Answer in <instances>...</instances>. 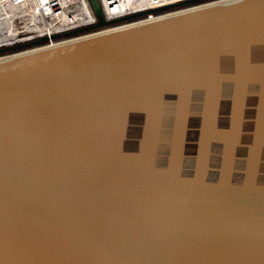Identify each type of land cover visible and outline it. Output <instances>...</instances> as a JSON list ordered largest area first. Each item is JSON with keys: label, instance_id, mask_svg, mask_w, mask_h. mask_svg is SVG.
<instances>
[{"label": "water", "instance_id": "95a60500", "mask_svg": "<svg viewBox=\"0 0 264 264\" xmlns=\"http://www.w3.org/2000/svg\"><path fill=\"white\" fill-rule=\"evenodd\" d=\"M88 1L0 56V264H264V0Z\"/></svg>", "mask_w": 264, "mask_h": 264}, {"label": "rangeland", "instance_id": "374dc122", "mask_svg": "<svg viewBox=\"0 0 264 264\" xmlns=\"http://www.w3.org/2000/svg\"><path fill=\"white\" fill-rule=\"evenodd\" d=\"M54 1H56V0H44V2H43V6L45 7V15H46V18L48 20L45 19L44 16H42L41 14H39L37 12L35 5H33L31 3V1L29 2V0H27L25 2H20V3L19 2H13V3L10 2L12 9L15 8V4H18L17 8L22 9L21 13L25 14V16H19V14H11V12H9L7 10L4 14L0 15V45L10 44V43L16 41L17 39H22V38L23 39L21 42H17V43L7 45V47L6 46L1 47L0 49H3V51H0V56L8 55V54L15 53V52H20V51L27 50V49L42 45L44 43H47L48 41L43 42V43L34 42L35 40H38V39L37 38L34 39L33 36L37 37L38 36L37 34H40L42 31L49 32L50 31V23H52L53 27H54V29H52L53 30L52 32H58V31L63 30L64 28H62V27H64V26L68 27V26H72L75 23L78 24L77 22H81V21L87 19L88 17H90V16H88L85 19L80 18L81 13L78 10V8L80 6H84L86 8L88 15H91V16L93 15L87 0H71L72 5H69L67 7H60V8H59V6H57V8H59V9H54L52 7V3ZM100 1L104 2V7L106 9V16L107 17H109V15H113V14L117 15V14L123 13V12H132L133 10H137L138 8L144 6L141 4H135V3H131V2L126 3V2H128L127 0H100ZM208 1H212V0L193 2V3L182 5L179 7H174V8L162 10L159 12H155V13H152V14H149L146 16H141V17L131 19L128 21H122V22H119L117 24H113L110 26L130 23L131 21H135V20L137 21V20L145 19V18L151 17V16H157V15L165 14L168 12L179 10L181 8H186V7H190L193 5H198V4H201L203 2H208ZM159 2L160 3H158L157 6L165 4V3H163V0H160ZM65 3H67V1ZM6 4H8V2ZM2 6H0V9ZM4 7H5V5H4ZM11 8L9 10H12ZM71 8H76L75 13H77V17H75V18L72 17ZM122 15H124V14H121L119 16H122ZM10 16H12V17H10ZM49 16H50V18H48ZM119 16H115V17H119ZM4 17H5V19H4ZM2 18H3V20H2ZM91 19L92 18H89L90 21H91ZM1 20L3 21V23ZM39 20H43V24H41V22H39ZM23 22H29V32H21V24H23ZM91 24L86 25L88 27V29L85 31L80 30L81 27L67 30V31H65L66 33H68L67 36H62L59 39H63L65 37L79 36V35H83L87 32L92 33L94 31H97L98 29H101V28H92ZM10 25H11L12 29L10 28ZM8 26H9V29H8ZM110 26H106V27H110ZM10 29L12 31H10ZM59 39L53 40V42H55Z\"/></svg>", "mask_w": 264, "mask_h": 264}, {"label": "bare ground", "instance_id": "6f19581e", "mask_svg": "<svg viewBox=\"0 0 264 264\" xmlns=\"http://www.w3.org/2000/svg\"><path fill=\"white\" fill-rule=\"evenodd\" d=\"M67 1V3H65ZM178 1H180V0H178ZM87 2H88V4H89V1L87 0ZM99 2L100 3H102V10H103V13H104V15H105V17L107 18V16H106V9H105V7H104V2H102V1H100L99 0ZM162 2V1H161ZM174 2H176V1H174ZM11 3H13V2H11ZM11 3L10 2H8V4H4L5 5V7H4V5L2 6L1 4H0V6H2L1 7V9H0V15H2V14H4L5 12H6V10L7 11H9V12H11V14H19V16H25V14H23V13H21V10L22 9H19V8H17V5L18 4H15V8H11ZM160 3V2H159ZM171 4L172 2H169L168 1V3H165V4ZM20 5V4H19ZM69 5H72V2H71V0H56V1H54L53 3H52V7L54 8V9H59L60 7H67V6H69ZM163 5V4H162ZM13 6V5H12ZM57 6H59V8H57ZM158 6H161V5H158ZM23 7V6H22ZM36 7V6H35ZM89 7H90V9H91V11H92V8H91V6H90V4H89ZM157 7V6H156ZM12 9V10H9V9ZM21 8V7H20ZM78 8V7H77ZM150 8H155L154 6L153 7H148V8H145V9H150ZM15 12H14V11ZM75 10H76V8H71V13H72V15H77V13H75ZM78 10L80 11V13H81V15H80V18L81 19H85V18H87L89 15H88V12L86 11V8L84 7V6H80L79 8H78ZM142 10H144V9H142ZM140 11V10H139ZM23 12V11H22ZM135 12H138V11H134V12H131V13H129V14H133V13H135ZM8 13V12H7ZM92 13H93V11H92ZM129 14H125V15H122V16H119V17H113V18H120V17H123V16H126V15H129ZM4 16V15H3ZM9 16V15H8ZM93 18H94V23L93 24H91V25H94L95 23H96V17H95V15H94V13H93ZM10 17H12V16H10ZM9 17V18H10ZM153 17H156V16H151V17H147V18H153ZM112 17H108V19H113ZM4 19H5V17H4ZM13 19V18H12ZM135 19V18H134ZM2 20H3V18H2ZM1 20V21H2ZM7 21V20H6ZM136 21V20H135ZM39 22H41V24H43V20H39ZM46 22V21H45ZM131 22H134V21H131ZM2 23H3V21H2ZM12 24V23H11ZM45 25V24H44ZM43 27V26H42ZM10 28H11V25H10ZM105 28H107V27H105ZM8 29H9V26H8ZM12 29V28H11ZM10 29V31H12ZM53 24L52 23H50V31L49 32H44V31H42L40 34H37L38 36L37 37H34V39L35 38H37L38 40L41 38V37H43V36H51V35H56L57 36V38H55V39H52L51 37H50V39H48L47 41V43H44V44H42V45H46V44H51V43H53V40H56V39H59L58 37H61V36H63V34H66V32H64L65 30H62V31H58V32H52L53 30ZM81 29H83L84 31L85 30H87L88 29V27L87 26H84V27H82ZM104 29V28H103ZM5 30V29H4ZM14 30V29H13ZM7 31V30H6ZM14 32V31H13ZM21 32H29V22H23V24H21ZM88 33H90V32H87V33H85V34H88ZM80 36V35H79ZM74 37H78V36H73V37H70V38H74ZM23 39V38H22ZM22 39H17L16 41H21ZM66 39H69V38H67L66 37ZM60 40H63V39H59V40H57V41H60ZM36 41V40H35ZM34 41V42H35ZM57 41H55V42H57ZM13 43V42H12ZM11 44V43H10ZM10 44H4V45H10ZM39 46H41V45H39ZM1 48V47H0ZM34 48V47H33ZM3 50V49H2ZM28 50V49H27ZM24 51V50H23Z\"/></svg>", "mask_w": 264, "mask_h": 264}, {"label": "flooded vegetation", "instance_id": "af4514ba", "mask_svg": "<svg viewBox=\"0 0 264 264\" xmlns=\"http://www.w3.org/2000/svg\"><path fill=\"white\" fill-rule=\"evenodd\" d=\"M128 2H126V3H135V4H141V5H144L143 7H140V8H138L137 10H133L132 12H134V11H139V10H142V9H145V8H148V7H156L157 6V4L159 3V1L160 0H127ZM168 1L169 2H174V1H178V0H163V3H168ZM129 13H131V12H123V13H119V14H113V15H109V17H115V16H119V15H121V14H129ZM72 15V14H71ZM90 17H88L87 19H85V20H83V21H81V22H77L78 24L79 23H85V24H88V23H91L92 21H93V16H91V15H89ZM72 17H77V15L75 16V15H72ZM89 18H92L91 19V21L89 20ZM73 19V18H72ZM77 25V24H76ZM75 26V25H74ZM69 27L70 26H64V27H62V28H64L63 30H66V29H69ZM82 27H84V26H82ZM81 27V28H82ZM53 29H54V27H53ZM62 31V30H61Z\"/></svg>", "mask_w": 264, "mask_h": 264}, {"label": "built area", "instance_id": "2783aa9c", "mask_svg": "<svg viewBox=\"0 0 264 264\" xmlns=\"http://www.w3.org/2000/svg\"><path fill=\"white\" fill-rule=\"evenodd\" d=\"M25 1H27V0H0V4H6L7 2H25ZM31 1V3L33 4V5H35L36 6V10H37V12L39 13V14H41L42 16H44L45 17V19H47L46 18V15H45V7L43 6V2H44V0H29V2ZM148 1V0H147ZM102 5V4H101ZM48 18H50V16L48 17ZM48 20V19H47ZM92 24L94 23V19H93V21L91 22ZM91 23H88V24H91ZM76 24V23H75ZM75 24H73L72 26H70L69 27V29H66L65 31H67V30H70V29H74V28H79V27H82V26H86V25H88V24H85V23H79V24H77V25H75ZM75 25V26H74ZM64 31V32H65ZM67 34L68 33H66V34H63V36H67ZM62 37V36H61ZM33 38H34V36H33ZM32 38V39H33ZM60 38V37H59ZM67 38H70V37H67ZM66 39V37L65 38H63V40H65ZM22 41V40H21ZM21 41H14L13 43H17V42H21ZM13 43H11V44H13ZM6 45H0V47H5ZM7 47V46H6Z\"/></svg>", "mask_w": 264, "mask_h": 264}]
</instances>
